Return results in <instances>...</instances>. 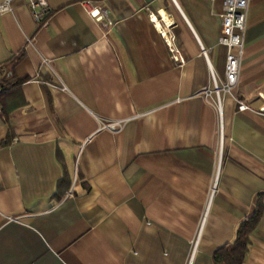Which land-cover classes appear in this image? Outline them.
I'll list each match as a JSON object with an SVG mask.
<instances>
[{"label": "crops", "instance_id": "1", "mask_svg": "<svg viewBox=\"0 0 264 264\" xmlns=\"http://www.w3.org/2000/svg\"><path fill=\"white\" fill-rule=\"evenodd\" d=\"M45 1L40 19L0 11V264H213L259 192L242 264H264V0H247L221 150L200 44L223 77L222 0H93L100 20Z\"/></svg>", "mask_w": 264, "mask_h": 264}, {"label": "built area", "instance_id": "2", "mask_svg": "<svg viewBox=\"0 0 264 264\" xmlns=\"http://www.w3.org/2000/svg\"><path fill=\"white\" fill-rule=\"evenodd\" d=\"M31 8V13L37 19H40L44 14L45 0H28ZM84 9L96 20H100L105 16V13L100 4L93 0H81ZM9 0L0 1V11L9 10ZM246 9L247 0H222V8L220 11V29L218 33V42L226 45V53L224 60V76L220 77L212 64L207 58V49L200 44V51L207 61L208 80L202 89V94L205 99L210 100L216 107L218 116V134H219V150L222 143V128H221V107L224 95L232 89L237 81L240 59L243 50V33L246 26ZM44 22V21H43ZM160 34L163 36L171 56L175 60L182 61V56L179 54L178 48L174 42V33L172 30L171 20H155ZM0 86V93H1ZM237 108L244 109L248 105L241 99L236 98ZM264 107V105H263ZM262 108V107H261ZM1 110V104H0ZM208 205V203H207ZM207 205L201 218V223L204 219ZM200 230V229H199ZM198 230V233H199ZM198 233L193 241L192 250L194 251Z\"/></svg>", "mask_w": 264, "mask_h": 264}, {"label": "trees", "instance_id": "3", "mask_svg": "<svg viewBox=\"0 0 264 264\" xmlns=\"http://www.w3.org/2000/svg\"><path fill=\"white\" fill-rule=\"evenodd\" d=\"M22 54L19 51L10 55L7 59L10 65L12 66ZM1 88L3 90V87ZM261 213L262 200L259 192L254 207L239 220L234 237L213 249L211 254L213 264H242L250 243V232L256 226Z\"/></svg>", "mask_w": 264, "mask_h": 264}]
</instances>
